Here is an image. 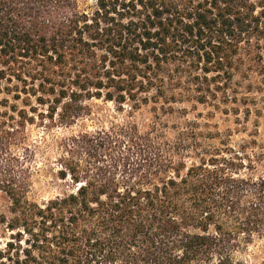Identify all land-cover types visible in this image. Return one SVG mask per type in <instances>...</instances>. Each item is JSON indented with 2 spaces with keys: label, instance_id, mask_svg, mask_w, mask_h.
<instances>
[{
  "label": "trees",
  "instance_id": "1",
  "mask_svg": "<svg viewBox=\"0 0 264 264\" xmlns=\"http://www.w3.org/2000/svg\"><path fill=\"white\" fill-rule=\"evenodd\" d=\"M95 2L85 13L78 0H0L2 122L52 120L60 107L68 125L91 98L130 109L228 99L264 50V0ZM130 129L72 137L81 158L42 203L27 197L22 161H0L11 231L0 264H249L236 255L264 238V161L194 130Z\"/></svg>",
  "mask_w": 264,
  "mask_h": 264
},
{
  "label": "rangeland",
  "instance_id": "2",
  "mask_svg": "<svg viewBox=\"0 0 264 264\" xmlns=\"http://www.w3.org/2000/svg\"><path fill=\"white\" fill-rule=\"evenodd\" d=\"M95 8V0H78V9L82 12L90 13ZM243 67L250 69H240L228 84V99L218 92L216 97L210 96L203 103L185 97L183 101L175 100L167 104L151 100L130 109L129 102L121 108L113 101L91 98L83 101L81 115L68 125L59 117V107L52 120L41 121L36 117L17 129L10 127V118L2 122L5 115L0 120V161L14 155L22 161L20 163L27 167L29 176L27 197L37 203L67 188L68 181L59 178V171L66 162L81 158L69 146L72 137L83 133L101 131L113 134L128 127L137 135L162 133L172 139L178 131L194 130L209 144L229 147L245 158L263 162L264 50L256 63L246 61ZM185 89L182 88V91ZM3 96L0 94L1 111L6 110ZM17 104L21 105L19 101ZM82 160L87 164L88 159L82 157ZM9 216L8 200L0 193L1 246L11 233L1 219ZM236 258L249 264H259L264 260V238L255 237Z\"/></svg>",
  "mask_w": 264,
  "mask_h": 264
}]
</instances>
